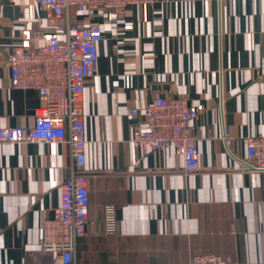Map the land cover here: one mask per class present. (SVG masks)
Returning <instances> with one entry per match:
<instances>
[{
  "label": "crops",
  "instance_id": "obj_1",
  "mask_svg": "<svg viewBox=\"0 0 264 264\" xmlns=\"http://www.w3.org/2000/svg\"><path fill=\"white\" fill-rule=\"evenodd\" d=\"M37 0H0V125L31 126L44 105L15 89L7 57L36 26ZM95 75L87 81L90 216L77 264H189L194 253L264 264V171H242L264 134V0H156L102 19ZM38 43V42H37ZM168 90L205 110L193 121L199 170L187 174L173 147L142 152L130 143L131 108ZM67 144H0V264H50L39 251L44 212L61 201L70 176ZM117 206L118 233L106 235L103 208Z\"/></svg>",
  "mask_w": 264,
  "mask_h": 264
},
{
  "label": "built area",
  "instance_id": "obj_2",
  "mask_svg": "<svg viewBox=\"0 0 264 264\" xmlns=\"http://www.w3.org/2000/svg\"><path fill=\"white\" fill-rule=\"evenodd\" d=\"M156 0H37L39 16L35 27L7 57L11 85L36 90L44 105L34 111L31 126H1L0 144H67L71 150L70 176L61 185L60 204L44 212L39 251L50 264H77V249L87 234L90 190L87 166V130L83 111L87 81L97 72L98 46L104 38L102 19L123 16L128 6L138 10ZM38 42V43H37ZM204 104L190 103L187 95L163 90L144 105L131 108L142 116L132 129L130 143L142 152L173 147L183 158L187 174L199 170V137L193 121ZM223 134L229 154L242 171H264V134L247 139L246 155L230 149L231 127L223 119ZM106 235L118 233L117 206L103 208ZM231 256L194 253L189 264H234Z\"/></svg>",
  "mask_w": 264,
  "mask_h": 264
}]
</instances>
